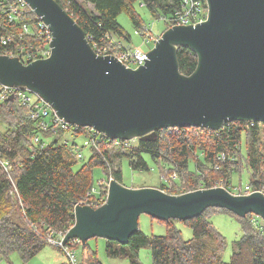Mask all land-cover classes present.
<instances>
[{
  "label": "water",
  "instance_id": "obj_1",
  "mask_svg": "<svg viewBox=\"0 0 264 264\" xmlns=\"http://www.w3.org/2000/svg\"><path fill=\"white\" fill-rule=\"evenodd\" d=\"M24 1L51 31L50 54L28 64L0 55V84L37 94L67 123L132 140L173 127L219 130L235 120L264 122V0H206L205 21L166 29L136 69L96 53L55 0ZM180 47L197 55L190 74L179 70ZM209 207L264 222L260 191L233 194L216 186L171 194L112 179L104 204L75 205L62 244L99 237L124 245L139 230L141 214L185 221Z\"/></svg>",
  "mask_w": 264,
  "mask_h": 264
},
{
  "label": "trees",
  "instance_id": "obj_2",
  "mask_svg": "<svg viewBox=\"0 0 264 264\" xmlns=\"http://www.w3.org/2000/svg\"><path fill=\"white\" fill-rule=\"evenodd\" d=\"M55 1L76 20L96 52L107 47L110 49L107 52L112 55H117L121 49L110 45V39L121 44L120 38L129 39L117 22L119 13H127L140 31L143 22L133 7L135 2L144 5L156 18L169 17L180 7V0ZM9 2L11 0H0L2 32L17 33L23 24L34 27L38 19L27 6L20 7L17 20L9 21L4 12ZM88 4L91 9L86 7ZM20 42L25 46H43L44 39L34 32L25 35ZM177 60L183 74H190L196 68L197 55L189 48H178ZM0 124V154L12 165L10 177L0 168V258H8L10 253L18 252L26 261L48 244L47 233L57 239L73 225L74 207L87 197L93 185L95 167H101L106 177L111 175L121 184L122 171L113 168V159L103 144L100 146L102 154L91 146L87 162L74 170L78 148L74 141L60 140L64 135L62 131L45 148L35 147L30 138L37 132V124L30 118V107L21 105L16 98L0 104ZM85 130L75 129L73 135L86 136ZM242 136L247 143V150L243 153ZM263 137L264 122L259 121H230L219 130L177 127L171 133L167 129L158 130L153 139L137 138L127 152H115L114 155L125 156L132 169H148L143 158L148 155L156 162L159 172L167 173V180L172 173H177L179 181L191 180L185 188L179 185V181H161L154 186L168 193L179 194L218 185L236 193L231 185V175L243 166L249 172L247 185L250 190L264 193V174L261 171L264 163ZM221 155L223 160L218 159ZM190 162L193 169L189 167ZM177 187L181 191L175 190ZM211 210L228 212L236 218L242 230L237 249L226 262L221 260L226 242L209 221ZM174 221H161L168 228L164 235H145L138 230L124 245L107 240L105 252L109 257H127L129 264H142L137 258L141 248L150 249L154 264H264V233L254 225L251 214L238 217L226 209L209 207L199 216L183 221L192 230L193 236L189 240L181 237ZM68 245H72V240L65 247ZM86 261L87 264H101L95 252L88 249Z\"/></svg>",
  "mask_w": 264,
  "mask_h": 264
},
{
  "label": "built area",
  "instance_id": "obj_3",
  "mask_svg": "<svg viewBox=\"0 0 264 264\" xmlns=\"http://www.w3.org/2000/svg\"><path fill=\"white\" fill-rule=\"evenodd\" d=\"M23 6H27L30 9V7L24 0H11V2L6 5L7 9H4V12L7 14L8 20H17V16L20 15V7ZM207 13L208 8L206 0H180V7L176 9L169 17L163 19H165L169 27L174 25L194 26L198 23L205 21L207 18ZM37 19L38 21L36 22L34 27L29 24H23L21 26V31H17V33L2 32V30L0 29V55L17 57L23 64H28L37 59L48 57L50 54L49 44L52 39V34L48 28V25L45 24L39 17H37ZM34 28L36 30H34ZM34 32H38V34L43 37V46L21 45L22 42H20V40H23L25 35H31ZM141 35L143 37V43L146 45L152 44V47L154 46L155 41H157L160 37V35L158 34H150V31L147 29L146 26L142 28ZM109 44L117 45L121 49V51L114 56L118 59V61L123 63L128 68L136 69L140 65H143L145 60H147L146 54L148 53V51L144 52L142 50H139L138 48L132 49L131 47L116 42L113 39L109 40ZM107 51H110V49H108L107 47H103L102 49H98V52H95L100 55H112ZM11 95H13V98H16L21 105H27L30 107V118L36 122L38 127L37 132L34 133L30 138L31 143L35 147L45 148L54 138L57 137L60 131L65 133L66 131L70 130L73 134L75 132V129L78 128L86 129L85 137L87 139V143L93 148H96L100 152V154H102V149L100 147L102 144L107 150V153H109L110 149L122 153L127 152L130 146L133 144L132 142L134 141V139H113L107 137L101 132H98L92 127H79L77 125L67 123L57 115L56 111L52 108L50 104L40 98L37 94L30 92L24 87H12L0 84V104L5 100L9 99V96ZM248 122L253 123L254 121L249 120ZM227 123H225L224 125H226ZM176 128L177 127L167 128V130L169 133H171L173 130L175 131ZM46 138H50V140H46ZM77 157L78 159L81 158V153L78 150ZM218 159L223 160L224 156L221 155ZM0 168L10 177V171L12 168L11 162L8 159L2 157L1 154ZM112 179L113 178L111 175H109V177L99 179L98 187L94 188L92 185L91 189L87 193V197L82 199L80 202L76 203V205H88L96 208L104 204L108 196L109 183ZM169 181H179L177 173H172L169 176V180L162 178V182L168 183ZM168 186H171V183ZM176 190L179 191L180 187H177ZM233 190L236 189L234 188ZM249 190V186L246 185L244 190L238 189V191H235L236 193L233 194H247L251 191H260L263 193V191L261 190ZM259 219L260 217L253 215L252 221L254 225H258L261 231L264 233V222L262 220L261 222ZM63 236L64 234L60 235L59 238L54 239L51 238V235H49L48 241L53 243L55 246L63 248L70 259V263L76 264L74 254L69 251L68 247H65V245L62 244Z\"/></svg>",
  "mask_w": 264,
  "mask_h": 264
},
{
  "label": "rangeland",
  "instance_id": "obj_4",
  "mask_svg": "<svg viewBox=\"0 0 264 264\" xmlns=\"http://www.w3.org/2000/svg\"><path fill=\"white\" fill-rule=\"evenodd\" d=\"M86 7L88 9H91V5L89 4ZM133 7L137 14L140 15L141 22H143L142 26H146L150 31V34L161 35L166 29L169 28H166L167 22L165 21V19H163L162 17L156 18L152 16L149 13L148 9L144 5H141L139 2H135ZM117 22L129 35V39H119L124 45H127L132 49L138 48L139 50H142L144 52H147L152 48V44L146 45L143 43V37L141 35L142 30L139 31V29L137 30L135 28L127 13H119L117 15ZM46 140H50V138H46ZM60 140L67 141L68 143L74 141L76 143L78 151L81 153V158L77 160V164L74 166V170L78 169L82 164L87 162L91 154V146L87 143V139L85 136H83L82 134L73 135L69 130L64 133ZM136 142L137 140L134 139L132 143L135 144ZM241 147L242 153L246 152L247 143L245 142L244 136L241 137ZM261 148L264 154V137L262 139ZM115 152L118 151L110 149L109 155L113 159V168L120 169L122 171L123 185L127 187H136L140 185L157 186L162 181V178L167 179V173L165 171L159 172L160 170L156 162L153 161L148 155L143 156V158L147 162L148 169H132L129 166L128 159L119 153H116L118 156H115ZM189 167L190 169H193L192 162H190ZM261 171L264 174V163L261 167ZM105 177L106 174L102 171L101 167H95L93 170V187L97 188L99 179ZM189 181L191 180L182 179L179 181V185L182 186V188H185L190 184H188ZM248 182L249 172L245 166H243V168L239 171L233 172L231 175V185L236 189L233 190L234 192L238 191V189L244 190ZM209 221L212 223L214 228L219 231L224 237L226 246L221 254V260L226 262L229 260L231 254L237 249L236 243L242 234L240 224L236 220V218L230 215L228 212L218 210H214L209 214ZM174 225L178 230H180L181 237L183 239L189 240L192 238L193 235L191 228L185 225L183 221L175 220ZM138 229L145 235H164L166 234L168 228L165 222H161L159 220L151 218L149 215L141 214L138 218ZM47 235L49 237V233H47ZM106 241L107 240L103 238L96 237L87 240L85 245L82 244L79 240H72V245H68L67 247L69 251L74 254L76 264H87V249L91 252H95L96 257L101 264H129V259L127 257L107 256L105 252ZM49 242L50 241H48V244L38 254L26 261L22 260V257L18 252H12L8 255V258H0V264H71L66 251L63 248L55 246L53 243ZM137 258L142 264H154L151 259V251L149 248L139 249Z\"/></svg>",
  "mask_w": 264,
  "mask_h": 264
},
{
  "label": "crops",
  "instance_id": "obj_5",
  "mask_svg": "<svg viewBox=\"0 0 264 264\" xmlns=\"http://www.w3.org/2000/svg\"><path fill=\"white\" fill-rule=\"evenodd\" d=\"M146 186H148V187H154V186H150V185H140V186H136V187H134V186H131L132 188H139V187H146Z\"/></svg>",
  "mask_w": 264,
  "mask_h": 264
}]
</instances>
